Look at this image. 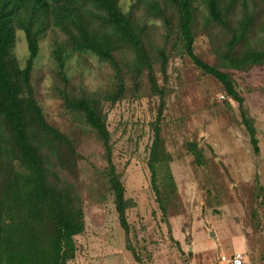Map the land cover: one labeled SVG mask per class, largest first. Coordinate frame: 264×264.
<instances>
[{
  "label": "rangeland",
  "instance_id": "1",
  "mask_svg": "<svg viewBox=\"0 0 264 264\" xmlns=\"http://www.w3.org/2000/svg\"><path fill=\"white\" fill-rule=\"evenodd\" d=\"M135 1L120 0V5L127 11ZM253 2L249 1L250 13L258 17L250 42L264 49V4ZM203 19L198 16L193 51L229 74L241 101L195 65L174 36L163 43L165 27L152 19L147 23L146 44L156 51L165 46L167 54L165 74L157 52L153 57L157 84L164 89L162 98L149 91L144 76L140 95H126L113 105L104 103L112 161L130 200L128 236L105 179L108 164L102 143L81 118L64 108L48 38L41 41L31 82L47 121L75 141V161L58 172L79 196L84 213L85 228L75 237L76 255L67 264H225L219 257L236 251L244 254V264H264L260 190L264 189V64L248 70L223 66L228 34L216 25H205ZM26 53L24 35L17 32L15 54L23 62ZM84 58L73 56L67 62V90L103 97L113 87L112 69L95 56ZM161 107L160 134L169 159L158 168L159 183L163 190L169 171L175 187L161 198L165 214L151 188L148 169L152 125ZM243 115L255 128L258 154L250 144ZM191 143L201 150V163L189 150Z\"/></svg>",
  "mask_w": 264,
  "mask_h": 264
},
{
  "label": "trees",
  "instance_id": "2",
  "mask_svg": "<svg viewBox=\"0 0 264 264\" xmlns=\"http://www.w3.org/2000/svg\"><path fill=\"white\" fill-rule=\"evenodd\" d=\"M249 1L253 5V0H136L124 11L120 0H0V264H67L76 255L75 237L85 228L81 200L58 172L75 161V141L47 121L31 82L41 41L48 38L55 74L62 82L59 97L64 108L81 118L102 143L108 164L105 179L119 224L128 236L130 200L112 161L104 103L113 105L126 95H140L144 76L149 91L162 98L164 89L157 84L153 57L157 52L165 74L167 54L165 46L156 51L146 44L147 23L152 19L161 20L165 27L163 43L174 36L195 65L241 101L229 74L201 60L193 43L198 16L203 15L205 25H216L228 34L223 66L237 70L262 66L264 49L250 42L258 16L251 15ZM17 32L26 41L23 62L15 54ZM86 55L112 69L113 87L103 97L67 90V62ZM161 109L152 125L148 169L151 188L165 214L161 198L175 187L169 171L163 190L159 183L158 168L169 159L160 134ZM242 119L258 154L255 128L244 115ZM189 150L201 163L203 154L197 144L191 143ZM261 205L264 212V196ZM128 249L138 259L134 249Z\"/></svg>",
  "mask_w": 264,
  "mask_h": 264
},
{
  "label": "built area",
  "instance_id": "3",
  "mask_svg": "<svg viewBox=\"0 0 264 264\" xmlns=\"http://www.w3.org/2000/svg\"><path fill=\"white\" fill-rule=\"evenodd\" d=\"M244 260H245L244 254L238 251L233 252L228 256L221 255L219 257V261L225 264H244Z\"/></svg>",
  "mask_w": 264,
  "mask_h": 264
}]
</instances>
